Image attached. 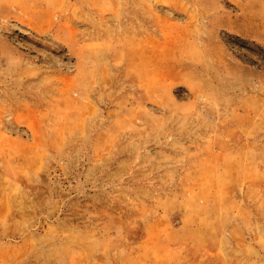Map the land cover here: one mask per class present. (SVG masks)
I'll return each instance as SVG.
<instances>
[{
  "label": "rangeland",
  "instance_id": "obj_1",
  "mask_svg": "<svg viewBox=\"0 0 264 264\" xmlns=\"http://www.w3.org/2000/svg\"><path fill=\"white\" fill-rule=\"evenodd\" d=\"M0 264H264V0H0Z\"/></svg>",
  "mask_w": 264,
  "mask_h": 264
}]
</instances>
